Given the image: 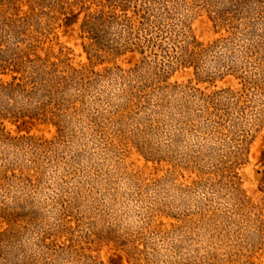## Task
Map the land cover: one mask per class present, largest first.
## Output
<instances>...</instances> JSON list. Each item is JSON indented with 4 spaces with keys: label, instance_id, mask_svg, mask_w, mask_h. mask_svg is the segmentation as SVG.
I'll return each instance as SVG.
<instances>
[{
    "label": "rangeland",
    "instance_id": "rangeland-1",
    "mask_svg": "<svg viewBox=\"0 0 264 264\" xmlns=\"http://www.w3.org/2000/svg\"><path fill=\"white\" fill-rule=\"evenodd\" d=\"M0 264H264V0H0Z\"/></svg>",
    "mask_w": 264,
    "mask_h": 264
}]
</instances>
